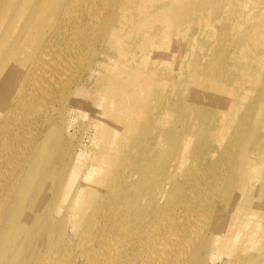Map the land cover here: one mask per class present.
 Returning <instances> with one entry per match:
<instances>
[{
	"label": "bare ground",
	"instance_id": "6f19581e",
	"mask_svg": "<svg viewBox=\"0 0 264 264\" xmlns=\"http://www.w3.org/2000/svg\"><path fill=\"white\" fill-rule=\"evenodd\" d=\"M252 1L0 0V264H264Z\"/></svg>",
	"mask_w": 264,
	"mask_h": 264
},
{
	"label": "rangeland",
	"instance_id": "374dc122",
	"mask_svg": "<svg viewBox=\"0 0 264 264\" xmlns=\"http://www.w3.org/2000/svg\"><path fill=\"white\" fill-rule=\"evenodd\" d=\"M252 3H256V5L258 4V2H255V1H252V2H250V3H248V4H246V0H239V4H238V6L236 7V12H242V11H249V10H251V4ZM227 11H228V8L226 7L225 8ZM248 24H252V19H251V17H250V19L248 20V22H247ZM246 25V24H245ZM229 38L230 39H233V37H232V32H230V36H229ZM226 52H229L228 50H226ZM230 54V53H229ZM172 61H174V60H172ZM176 67H179V66H175V65H173V71H175L174 69L176 68ZM180 69H181V67H180ZM208 83L209 82H204V83H202V86L201 87H205V88H209V86H208ZM200 87V88H201ZM217 90L218 89H221V87H218V86H214ZM199 89V88H198Z\"/></svg>",
	"mask_w": 264,
	"mask_h": 264
}]
</instances>
